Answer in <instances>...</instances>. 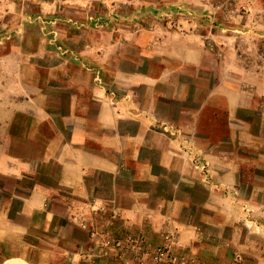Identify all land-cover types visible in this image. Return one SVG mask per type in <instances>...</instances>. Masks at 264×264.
Returning a JSON list of instances; mask_svg holds the SVG:
<instances>
[{
  "label": "crops",
  "instance_id": "1",
  "mask_svg": "<svg viewBox=\"0 0 264 264\" xmlns=\"http://www.w3.org/2000/svg\"><path fill=\"white\" fill-rule=\"evenodd\" d=\"M137 1L0 38V264H89L100 230L264 264V0Z\"/></svg>",
  "mask_w": 264,
  "mask_h": 264
},
{
  "label": "rangeland",
  "instance_id": "2",
  "mask_svg": "<svg viewBox=\"0 0 264 264\" xmlns=\"http://www.w3.org/2000/svg\"><path fill=\"white\" fill-rule=\"evenodd\" d=\"M142 6L145 8L146 4L142 5L137 0H0V29L3 30L0 31V38L11 37L9 42H19L25 31L37 36L42 34L43 27L45 31L50 29L49 41L59 42V32L53 26L59 24L60 17L66 16L63 19L71 24L78 23L80 29H87L86 23L90 21L95 24L102 21L109 27H116L125 21L138 22L124 20V14L126 10H140ZM82 14L87 15L85 20L73 19V15L80 17ZM145 21L142 20V23L145 24ZM170 21L176 22L174 19ZM6 27L10 28L9 33L4 31ZM117 237L114 235V239H108L107 232L96 231V241L90 246L89 257L82 261L89 264H142L140 256L133 251L135 244L119 242ZM145 264L150 263L147 261Z\"/></svg>",
  "mask_w": 264,
  "mask_h": 264
},
{
  "label": "built area",
  "instance_id": "3",
  "mask_svg": "<svg viewBox=\"0 0 264 264\" xmlns=\"http://www.w3.org/2000/svg\"><path fill=\"white\" fill-rule=\"evenodd\" d=\"M176 135L178 138H180V140H184L185 142L192 144L191 141L183 139L182 133L177 131ZM191 157L193 169L205 176L207 182H211V169L209 164L200 154L196 153L195 151H191ZM231 192L237 196V192L235 190H232ZM127 241L131 244H135L133 251L134 253H137L138 256H140L142 259V264H145L147 261H149L150 264H184L183 261L180 260L168 246H161L153 249L144 241Z\"/></svg>",
  "mask_w": 264,
  "mask_h": 264
}]
</instances>
